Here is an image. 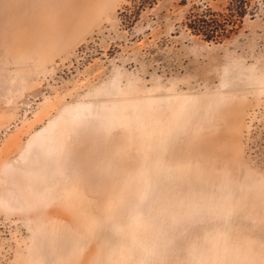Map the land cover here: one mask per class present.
<instances>
[{
	"label": "rangeland",
	"instance_id": "374dc122",
	"mask_svg": "<svg viewBox=\"0 0 264 264\" xmlns=\"http://www.w3.org/2000/svg\"><path fill=\"white\" fill-rule=\"evenodd\" d=\"M228 1L0 0V264H264V0L185 26Z\"/></svg>",
	"mask_w": 264,
	"mask_h": 264
},
{
	"label": "trees",
	"instance_id": "16d2710c",
	"mask_svg": "<svg viewBox=\"0 0 264 264\" xmlns=\"http://www.w3.org/2000/svg\"><path fill=\"white\" fill-rule=\"evenodd\" d=\"M156 1L129 0V3L132 11L138 14L145 8H151ZM251 2L252 0H229L222 11L211 8L190 10L185 18V26L191 34L205 41L221 42L240 29L245 17L253 19L256 16L257 7H252ZM252 126L248 154L255 165L264 171V117L259 121L255 120Z\"/></svg>",
	"mask_w": 264,
	"mask_h": 264
}]
</instances>
